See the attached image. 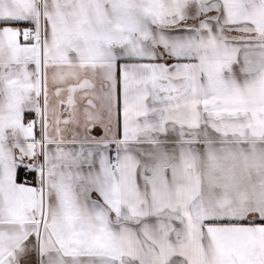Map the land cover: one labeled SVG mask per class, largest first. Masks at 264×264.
<instances>
[{
    "label": "snow or ice",
    "instance_id": "6c2138e0",
    "mask_svg": "<svg viewBox=\"0 0 264 264\" xmlns=\"http://www.w3.org/2000/svg\"><path fill=\"white\" fill-rule=\"evenodd\" d=\"M0 264H264V0H0Z\"/></svg>",
    "mask_w": 264,
    "mask_h": 264
}]
</instances>
